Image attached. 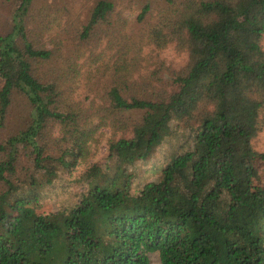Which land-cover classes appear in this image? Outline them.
Here are the masks:
<instances>
[{"label": "trees", "instance_id": "1", "mask_svg": "<svg viewBox=\"0 0 264 264\" xmlns=\"http://www.w3.org/2000/svg\"><path fill=\"white\" fill-rule=\"evenodd\" d=\"M6 1L15 6L11 30L0 34V128L14 92L32 110L30 122L0 143V264H150L151 253L160 264H264L257 167L264 151L251 145L264 125V0H165L139 33L150 41L146 65L156 48L187 53L174 90L141 73L138 32L120 33L119 53L118 35L103 31L104 43L116 49L100 63L110 76L105 90L89 91L88 105L65 96L69 74L44 68L54 50L28 28L34 0ZM115 6L96 0L81 39L100 44ZM150 9L142 5L139 23ZM97 95L101 103L94 105ZM91 117L120 132L108 141L104 166L85 172L87 189L70 207L36 211L41 188L90 155ZM177 127L188 133L181 150L157 179L132 192L127 167ZM22 156L30 161L25 177L18 174Z\"/></svg>", "mask_w": 264, "mask_h": 264}, {"label": "rangeland", "instance_id": "2", "mask_svg": "<svg viewBox=\"0 0 264 264\" xmlns=\"http://www.w3.org/2000/svg\"><path fill=\"white\" fill-rule=\"evenodd\" d=\"M96 0H34L28 12V28L31 29L33 37L39 38L38 43L43 42L45 47L54 50V60L44 66H52L60 75L69 74L71 77L67 82H63L65 96L69 95L70 101L85 99L84 103L88 105L90 98H85L91 90L103 93L110 78L105 63L100 64L110 57L116 46L109 47L104 43L103 31L118 35L120 53V33L126 31L129 34L138 32V45L141 46L143 61L140 67L141 73L149 72L150 81L155 85H160L167 90H174L175 83L173 78L176 73L183 70L188 62V55L185 51L178 50L174 45L152 51L148 59V65L144 59L149 56L151 49L150 41L146 31L139 33L140 29L149 28L156 19L160 9L166 2L165 0H114L116 3L112 13L111 25H103L99 30L100 37L103 38L100 44L96 39H81L80 33L82 27L89 19L90 11ZM150 3L151 9L148 11L142 22L137 21L139 10L144 3ZM15 4L11 1L0 0V34H5L11 30V12ZM121 17L118 24V33L116 32V22ZM139 29V30H138ZM138 30V31H137ZM144 35V36H143ZM264 41V39H263ZM139 46V47H140ZM101 53V55H100ZM117 54V58L120 54ZM140 55V56H141ZM113 59L109 60L112 64ZM100 66L99 69L97 67ZM96 67V71L94 70ZM145 67H147L145 69ZM71 70L72 72H70ZM75 75H74V74ZM92 73H95L93 76ZM2 81L0 80V86ZM99 94V95H100ZM96 96L94 105L101 103L100 96ZM32 106L27 98L18 92H14L12 102L7 114V119L2 128H0V143L4 139L20 129L24 128L30 122ZM264 119V112H263ZM139 116V115H138ZM137 116V117H138ZM89 124L93 128L94 141L91 143L90 155L75 168L70 171H60L59 176L49 185H45L40 190V198L35 203L36 211L51 212L58 209H64L73 205L80 194L87 189V183L84 178L85 172L93 165L103 167L106 162L108 141L117 138L120 132H113L110 128L100 124L96 117L90 118ZM188 135L183 127H177L153 152L143 160H137L127 167L131 174V191L134 192L141 186L155 180L160 175V171L175 152L181 150V144ZM251 145L256 151H264V125L262 129L252 138ZM3 154L0 152V159ZM255 164L257 162L255 161ZM19 176L25 177V173L30 168L28 158H20ZM259 178L264 182V166L258 163ZM27 168V169H24ZM3 184L0 182V191ZM150 264H160L158 254H150Z\"/></svg>", "mask_w": 264, "mask_h": 264}]
</instances>
